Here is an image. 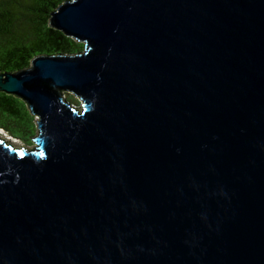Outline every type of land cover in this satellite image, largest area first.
I'll return each mask as SVG.
<instances>
[{"label": "water", "instance_id": "1", "mask_svg": "<svg viewBox=\"0 0 264 264\" xmlns=\"http://www.w3.org/2000/svg\"><path fill=\"white\" fill-rule=\"evenodd\" d=\"M49 25L84 49L0 71L39 132L0 138V264H264V0H72Z\"/></svg>", "mask_w": 264, "mask_h": 264}, {"label": "trees", "instance_id": "2", "mask_svg": "<svg viewBox=\"0 0 264 264\" xmlns=\"http://www.w3.org/2000/svg\"><path fill=\"white\" fill-rule=\"evenodd\" d=\"M69 1L72 0H0V71L27 70L42 55H75L83 51V43L49 25L51 14ZM37 124L23 100L0 92V129L30 147L39 133Z\"/></svg>", "mask_w": 264, "mask_h": 264}, {"label": "rangeland", "instance_id": "3", "mask_svg": "<svg viewBox=\"0 0 264 264\" xmlns=\"http://www.w3.org/2000/svg\"><path fill=\"white\" fill-rule=\"evenodd\" d=\"M63 96L67 99L70 100V102H79V103H74L76 106H80L81 105V102H80V99L74 97L73 95H71L69 92H64L63 93ZM35 120L37 121L38 123V118L37 116H35ZM37 128H38V125H37ZM0 138L7 141L8 143L12 144L15 148H20V147H24V144L17 140V139H14L12 138L8 132L6 130H3V129H0Z\"/></svg>", "mask_w": 264, "mask_h": 264}, {"label": "snow or ice", "instance_id": "4", "mask_svg": "<svg viewBox=\"0 0 264 264\" xmlns=\"http://www.w3.org/2000/svg\"><path fill=\"white\" fill-rule=\"evenodd\" d=\"M0 143H3V141H0ZM23 150H21V152H22Z\"/></svg>", "mask_w": 264, "mask_h": 264}]
</instances>
